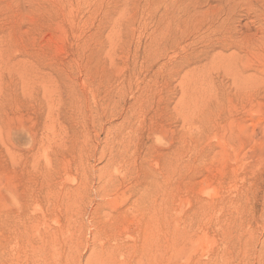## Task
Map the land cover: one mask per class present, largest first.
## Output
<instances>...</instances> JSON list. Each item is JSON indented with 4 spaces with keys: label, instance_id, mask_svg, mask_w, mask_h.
<instances>
[{
    "label": "rangeland",
    "instance_id": "obj_1",
    "mask_svg": "<svg viewBox=\"0 0 264 264\" xmlns=\"http://www.w3.org/2000/svg\"><path fill=\"white\" fill-rule=\"evenodd\" d=\"M0 264H264V0H0Z\"/></svg>",
    "mask_w": 264,
    "mask_h": 264
}]
</instances>
